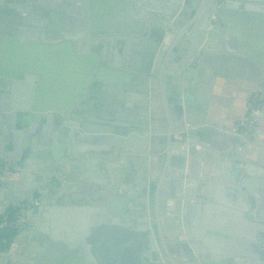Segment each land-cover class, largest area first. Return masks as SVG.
I'll return each instance as SVG.
<instances>
[{"label":"water","instance_id":"95a60500","mask_svg":"<svg viewBox=\"0 0 264 264\" xmlns=\"http://www.w3.org/2000/svg\"><path fill=\"white\" fill-rule=\"evenodd\" d=\"M88 1L91 10L100 8L104 11L103 17H105L106 19L104 20L107 21L103 23L106 25V28L103 27L104 29L94 30L104 32L106 35H109V33H120L127 37L145 33L144 36L147 37L149 50L145 52L141 67L138 68V70L136 69L138 71L137 76L131 79L133 85L139 87L140 92L143 93L144 96L147 94L151 102L153 98H155V92L149 89H152L155 83L159 84L158 81L162 77V75H159L161 68L166 72H170L172 77L177 81L174 85L173 94L175 96V104L173 106L174 118H172L175 120L174 122L176 124L171 120V117H167L168 120H164L163 122L168 124V129L170 131V141H168L170 143L167 142L168 148L171 143L178 142L179 144L174 150L175 163L172 171L180 172V175H183L187 170L189 158L195 154H202V151L206 148L205 145H211L212 141L213 143L216 142V149L225 152V154L222 155L224 156V160H227L228 163H224V165L227 168L228 174L231 173V178L228 176L225 182L230 183V185L241 183L243 187L240 186V188L237 189L238 191H246V193L239 194V201L235 203L237 206L236 208H239L236 212H233L225 205L217 207V210L214 212L216 217L214 220V223H216L215 226L221 233H229L233 226L246 224V229H250L251 240L249 243L254 250H252L253 252L251 255L252 261L257 262V258H264V223L262 222L261 224L259 221L260 219L264 220V218H260L259 216L260 211L264 210V200L262 199L260 201V204L257 205V209L254 208L251 202V191L247 187L249 182L248 180H244L245 176L248 175V171L242 170L236 166L239 162L240 155V152H237V150L242 146L244 138L239 133L227 132L222 127L213 128L211 126H201L195 129L193 127L195 125L193 124L203 120H195L191 112L187 109V96L184 91L187 83L193 79H201L204 76L207 61L211 60L209 51L214 48L213 45L210 46L206 41L213 36L217 37L214 33V30H216L215 25L209 29L211 17H217L215 20L217 22V20H219V14L226 12L228 2H225L223 5V8H225L223 10L212 12L211 8L208 9L209 11L203 15L201 20L199 32H196L199 34V38H195L194 44L191 45L189 42H186L185 47H187V49L185 51L183 50L176 59H173L177 48L173 45L169 53L168 49L173 42L176 41L177 44L180 42H178V39L176 40L174 38L172 33H167L169 27L171 29L176 28L179 22L189 20L191 18V11L195 10H189L188 7L196 9L203 0H117L118 3L114 2V0ZM82 3L83 0H0V21H8L13 31L19 32L17 37L21 40V43H24L19 45L18 54H15L14 45L18 44V42L7 38L8 43L4 53L7 52L10 46L12 48V54L8 56V61H4L3 65H0V88L8 87L11 89L9 92H0V117L3 120V126L6 127L7 124H9L11 129L13 128L15 131L13 133L15 135L14 139L12 136L10 139H7V130L2 132L0 136V159L8 160L18 169L14 175L2 182L8 183L18 180L25 182L23 186L24 190L21 191L18 198L10 203V206H16L23 202H27L28 204L34 201L37 202L35 206H31L27 209L24 214L26 218L30 217L29 221L33 223V227L31 228L35 230V233H32L40 248L37 252L42 256V260H38L36 256L31 258V264H43V259L49 260L53 257L61 261V264H67V262L71 260V263L74 264H90V262L94 264L92 256L87 253L88 257H86L83 251V243L85 242L83 235L77 237V233L75 237L71 235L73 239L70 237L72 226L69 224L67 216L68 214L73 216V211H76L74 214L76 215L79 211L83 212L86 218L91 219L101 215L107 220V217L110 219L111 216H113L109 215L110 213L121 215L122 217L127 213H132L131 210L126 212L121 209L115 210L114 212L112 210L115 209L113 203L109 205L105 203L108 198L119 199V204L122 203L123 206L128 207L126 204H130L134 210L136 209L138 211V215L143 218L134 217L132 215L133 218L131 219L135 220L137 224V227L132 232L126 230L129 227L128 224H122L120 221L114 222L122 231V237L119 243H114L108 238L101 241L100 238L97 239L94 237L95 233L92 232L91 238H87L86 241L89 243H98V249L100 250L99 252H101V255L96 254L98 264H101V260L105 259L106 254H108L107 262H109V255L111 254L112 257L118 259V262L130 260L133 264H176L172 258L174 254H172L169 249L163 252L161 239H163L162 236L165 234H177V242L182 246V251H184L179 254L184 256L187 260L186 263L181 262V264H214L211 259L213 261H218L220 264H229L231 253H229L225 247H216L215 254L213 255H211L212 253L208 250L202 251L201 249L202 246L199 244V241H205L206 238L204 235H201V233L195 231V229H192L190 225V212L194 206L189 203L191 199H194L195 193L194 184L190 180L187 181L186 179L183 190L179 188L173 190L172 186L173 199L171 200V205H169L168 214L160 218L162 224L165 220L168 222L167 224L164 223V225H162L159 217L156 222H149L145 219L148 216L141 211V208L145 206L148 208L149 213H152V204L155 199V194L159 192L156 183L160 181L151 177L154 163L149 153H151V157L154 156L152 154H154L157 149L156 147L158 145L156 146V144L162 139L161 138L157 142V133H160V130L163 129L152 130L153 126H151V128L149 127V124L158 121V118H155L152 113L150 116L149 113L147 114V105H143L141 113L138 115L139 118L143 119V123L142 125L139 124L136 129H128L122 123L120 125L114 123L103 124V126L98 129L92 125L81 126L84 133L93 134L102 132L103 135H106L105 137L98 136L96 138L100 141L102 139L107 140V148L101 146L106 160L111 161L110 159L118 156L117 160L110 162L115 164H107L111 168L109 175H105L99 181L94 182L92 179L87 180V183H83L85 180L79 175H74L73 165H71L72 170H65V164L69 161H65V156L62 153L56 165L50 167L46 162H37L35 160L36 151L34 149L31 148V151H28L30 147L29 144H35L39 136V133H36L35 130V121L42 120L45 127L49 131L53 130L52 132L57 129L67 131L70 126L69 123L65 121L66 111L50 113L49 103H44V101L39 103L34 96L31 97L30 93L28 96L22 93L19 94L17 93V87L21 86V81L24 83L32 82L28 74L35 72L42 74L40 70L45 69V65L41 63L42 66H40L36 58H45L47 52L51 50H49L50 46L47 45L42 47L40 43L49 44L54 40L51 36L52 15H54L56 11L59 12L58 15L64 14L63 9L67 10L69 5L73 6L74 9H78L83 5ZM115 5L116 11H118L117 14L110 12ZM137 5H141L147 12H153L154 15L160 17V20H155L145 11L141 14L137 9ZM60 8H62L61 11L58 10ZM17 13H19L20 16H17ZM125 14L137 17L142 15L141 17L151 23L149 31L143 28L144 24L142 23H139L141 27L138 29L136 28V30L128 28L131 17L129 18V15ZM111 16L115 17L109 20ZM77 25L85 28V23L81 18L78 20ZM114 25H116V27H113ZM88 29L91 33L92 40L98 38L99 35H103L95 34L91 27ZM179 30L181 29L178 28V31ZM83 34L85 33H82L81 36ZM6 36L9 37L12 35L7 32L0 34V50L3 49L6 43V40H4ZM64 38H66L65 34H58V36H55V41ZM71 47V45L66 44L55 45L54 50L61 53L62 58H66V56L69 57L71 54ZM88 48L91 52L89 58L86 59L89 66H82L81 70H78V74L83 77L85 76L86 79L91 76L96 66L94 56L96 51H94L95 47L90 44ZM77 54L80 55L81 53L78 51ZM241 55L242 60L239 59V64L248 67L251 72L250 74H236L234 77H231V79L233 78V80L253 88L264 86V78L259 80L251 74L255 68L263 70L264 58L256 55L252 50L250 52L241 53ZM28 57H31V59ZM170 58H172V60ZM71 60H73V58H71ZM4 66L10 69L6 70ZM73 69L74 68L71 67L72 72ZM171 75H165L163 79L168 78L169 80L171 79ZM159 76L160 79H158ZM219 76L221 75H217L213 72L212 74L209 73V76H206L207 83H212L215 79L219 78ZM155 78H157V82ZM77 79L79 78L74 75L69 76L64 73L59 79L61 82L59 81L57 84L63 89L65 88V85H63L64 82H70L72 86L74 80ZM73 91L75 90L73 89ZM78 95V93L75 94L73 101L76 102L78 100ZM181 104L183 106L182 109ZM263 114L262 112L258 122L263 117ZM52 132H46V134L50 135ZM75 136H77V134H75ZM87 139L89 138L81 136V140L85 141ZM75 146L76 152L81 154V150L77 148V145ZM196 147H200V152L195 150ZM168 152L170 153L169 149ZM230 152L233 156L232 160L228 158ZM70 155L73 157L72 152H70ZM38 156H40V154ZM135 160H138L137 165H135ZM130 162H132L135 167L137 166L138 172L137 183L136 185L134 184L136 188H134V190L132 189V191L122 188L123 185L128 182L125 180L123 170ZM166 172L167 171H164V173ZM6 183L4 184L5 186ZM261 187L264 189V186ZM261 195L264 197V193H261ZM97 206L100 208H94ZM6 210L7 209L4 211ZM254 210L255 212L253 213ZM82 225L90 226L85 220L82 222ZM81 231L86 232L89 231V229H81ZM91 231L94 230L91 229ZM66 243L67 245L74 246V250L69 252ZM204 246L210 248L208 243ZM115 252L119 253L115 254ZM166 256L170 261L164 263L163 260L167 258ZM174 257L180 262L177 256L174 255ZM223 260H226V262H223Z\"/></svg>","mask_w":264,"mask_h":264},{"label":"crops","instance_id":"0c3cea01","mask_svg":"<svg viewBox=\"0 0 264 264\" xmlns=\"http://www.w3.org/2000/svg\"><path fill=\"white\" fill-rule=\"evenodd\" d=\"M114 2H117V0H114ZM225 2H228L226 12L219 14V20L214 24L216 27L214 33L217 37L213 36L206 41L210 46L213 45L214 48L209 51L211 60L207 61L204 76L201 79H193L187 83L184 89L187 96V109L191 112L195 120H203L193 124L196 129L204 125L218 126L220 128L224 127L227 130L236 128L238 122L244 117L247 111V104L250 102L257 87H249L248 85L233 80V78L231 79V77H234L236 74H250L251 72L248 67L239 64V59L242 60L241 53L250 52L252 50L256 55L264 58V0H223V5ZM83 4L84 11H82L85 19L82 18L81 20L84 21L85 28L77 25L78 20L81 18V14L79 11H75L71 5L67 7V10L63 9L64 14L58 15L59 12L56 11V13L52 15L51 36L54 40L49 44L40 43L42 47L47 45L50 46L49 50H51L47 52L45 58H36L40 66H42L41 63L45 65V69L40 70L42 74L39 72L28 74L32 82L24 83L21 81V86H18L19 88L17 87V93H22L26 96L30 93L31 97L34 96L39 103H42V101H44V103H49L50 113H57L58 111L67 112L65 121L69 123L70 126L67 131L57 129L52 132L53 130L49 131L45 127L42 120L35 121V130L36 133H39V136L35 144H29L30 147L28 151H31V148L34 149L36 151L35 160L37 162H46L50 167L55 166L62 154H64L65 161H69L65 164V170H72L71 165H73L74 175H79L85 180L83 183H87V180L93 179L95 182L99 181L105 175H109L111 168L107 164L109 163L112 165L115 163H110L111 161L106 160V156L101 150V146L107 148V140L102 139L100 141L96 139L98 136L105 137L106 135H103L102 132L93 134L84 133L81 126L92 125L98 129L101 128L103 124L114 123L120 125L122 123L128 129H136L139 124L142 125V119L139 118L138 115L141 113L144 104L148 106L146 111L149 113V116L152 113L160 122L167 117L173 118V93L174 85L177 81L172 77L170 72H166L161 68L159 75H162V77L161 79L160 76L158 78L160 79L158 81L159 84L155 83L152 89H149L154 90L155 93L158 92V97L153 98L151 102L147 94L144 96L143 93L140 92L139 87L133 85L131 79L137 76V70L141 67L145 52L149 50L147 37L144 36L145 33L142 35H134L133 37L123 36L120 33H109V35H106L104 32L98 31L106 28V25L103 24L107 22L104 20L106 18L103 17L104 11L100 8L91 10L88 0H83ZM137 6L141 14L145 11L150 17H154L155 20H160V17L154 15L153 12H147L141 5ZM223 7L224 6L221 8L222 10L225 9ZM61 9L62 8L58 10L61 11ZM116 10L115 5L110 12L117 14L118 11ZM16 15L20 16L19 13ZM139 16L140 17L129 15V18H131L129 20L130 23H128L129 27H127L136 30V28L138 29L141 27L139 23H142L144 24L143 28L149 31L151 23L141 17L142 15ZM114 17L115 16L109 17V20ZM11 27L8 21H0V34L7 32L12 35L4 38L6 43L3 49L0 50V65H3L4 61H8V56L12 54V48L10 46L7 52H5L6 56L4 53L8 43L7 38L18 42V44L14 45L15 54H18L19 45L24 44L21 43V40L17 37L19 32L13 31ZM90 27L95 34L103 35H99L98 38L92 40L91 33L88 29ZM113 27H116V25ZM195 28L197 27L193 28L195 31L191 30L189 32L193 37L189 36L188 40L190 45L194 44L195 38H199V34L197 33L200 28ZM82 33L86 35L83 34L81 36ZM58 34H65L66 38L55 41V36H58ZM182 36L183 35L178 37L179 44L175 41L168 49L169 53L173 45L177 48L173 59H176L183 50L185 51L187 49L185 44L188 41L182 39ZM63 44L72 46L69 57L66 56V58H62L61 53L54 50L55 45ZM90 44L95 47L94 51L96 50L94 53L96 66L91 76L86 79L85 76L83 77L78 74V70H81L82 66H89L86 59L91 55L88 48ZM78 51L81 53L80 55L77 54ZM28 58L31 59V57ZM71 58H73V60H71ZM170 59L172 60V58ZM4 67L6 70L10 69L7 68V66ZM71 67L74 68L73 72L71 71ZM212 72L221 76L212 83H207L206 76H209V73L212 74ZM64 73L69 76L74 75L79 79L74 80L72 86L70 82H64L63 85H65V88L62 89L57 82H61L59 79ZM251 74L259 80L261 78L263 79L264 68L263 70L255 68ZM165 75H171V79H163ZM155 80L157 82V78H155ZM73 89L75 91H73ZM1 91L9 92L11 89L3 87L0 88V92ZM76 93L79 95L78 100L75 102L73 100ZM182 104L181 109L183 107ZM162 106H164V111L162 110ZM160 122L151 124V126H153L152 130L160 129ZM6 130L9 135H7V139H10L11 136L14 139L15 135L13 133L15 131L13 128L11 129L9 124H7L6 127L3 126V120L0 117V136L2 132ZM46 132L52 133L47 135ZM161 133H163L162 143L166 142V140L168 142L170 131L165 127V124ZM75 134H77V136H75ZM81 136H85L89 139L85 141L81 140ZM252 138H254L255 143L258 141V144H254V141H252L250 145H252L253 148L249 147L245 149L247 151H244V148L238 149L237 152H240V155L239 162L237 161L238 163L236 166L242 170L248 171V176H245V180L249 182L247 187L251 191V202L254 208L257 209V205L260 204V201L262 199L264 200V197L261 195V193H264V189L261 187L264 186V114L259 120ZM75 145L81 150V154L76 152ZM205 146L206 148L202 151V154H198L195 158L190 160L187 167L188 179L194 184L195 192L194 199H191V202L189 201V204L194 206L190 212V225L192 229H195V231L201 233V235H204L206 238L205 241L200 240L199 244L203 248L204 245L208 243L214 250L216 247H225V249L231 253L229 264H264V258H257V262H253L251 259L254 250L249 243L251 240L250 229H246V224L241 225L242 227L240 225L233 226L229 233H221L215 226L216 223H214L213 220L215 215L214 212L217 210V207L225 205L233 212H236V210L239 209L236 208L237 206L235 204L239 201V194H245L246 191H238L237 188H240V186L243 187L241 183L230 185V183L225 182L228 176L231 178V173L228 174L227 168L224 165V163H228L227 160H224V156L222 155L225 154V152L216 149L217 143H213L212 141L211 145L207 144ZM158 150L157 152H160ZM196 150L200 152L201 149L200 147H196ZM70 152H72L73 157L70 155ZM39 154L40 156H38ZM228 158L232 160L233 156L231 152ZM137 162L138 160H135V165L138 164ZM165 163L166 170H168L170 176L173 177L174 171H172V169L175 163V156L169 154L164 160V164ZM135 165L130 162L123 170L125 180L128 181L122 187L124 190L129 189L132 191V189L134 190V188H136L134 184L136 185L137 183L138 172L137 166L135 167ZM166 176L167 174L161 181H158V184L156 183L159 195H155V210L156 208L159 209L158 205L161 203L170 201L168 198H173L170 183L164 184ZM5 183L6 182L0 181V214L5 212V209L14 207L10 206V203L18 198V195L24 190L23 186L25 182L20 180L14 182L10 181L6 183V186L4 185ZM172 186L173 190L177 189L176 186ZM162 189L164 193H161ZM105 203L106 205L107 203L108 205L113 203L115 210H124L122 203L119 204V199L117 198H108ZM94 208L100 207L97 206ZM73 212L75 214L76 211ZM254 212L255 210L253 213ZM74 214L73 216L70 214L67 216V220L72 226L70 237L71 235L75 237L77 233V237L83 235L86 242L83 243L85 256L88 257L89 254L94 260L93 263L98 264L96 254L101 255L98 249L99 245L98 243H89L86 239L91 238V234L94 232V237L97 239L100 238L101 241L108 238L114 243H119L122 237V231L114 222L120 221L125 225L127 223L126 221L123 222L120 220L118 216H113L110 219L107 217V220H105L101 215L90 219L86 218L83 212L78 211L76 215ZM259 216L260 218H264V210L260 211ZM29 218L24 216L22 221L23 228L19 230L9 252L0 255V264H31L30 259L35 256L38 260H42L41 254L37 252L40 248L34 239V234L32 232L35 233V230L31 228L33 227V223L29 221ZM84 220L88 222L90 226L82 225ZM259 221L261 224L262 222L264 223L262 219ZM160 222L162 224L161 220ZM128 226L126 230L132 232L137 227V224H129ZM81 229H89V231L85 232L81 231ZM91 229L94 231H91ZM66 247L69 252L75 248L72 245H67V243ZM167 248L172 249L173 246H168ZM203 249L206 248L204 247ZM117 253L119 252H115V254ZM107 255L108 254H106L105 259L101 260V264H133L130 260L118 262V259L112 257L111 254L109 255V262H107ZM68 262L69 264H74L71 263L72 260ZM216 262L218 261H212L214 264H220ZM223 262H226V260H223ZM43 264H61V261L53 257L49 260L43 259Z\"/></svg>","mask_w":264,"mask_h":264},{"label":"flooded vegetation","instance_id":"af4514ba","mask_svg":"<svg viewBox=\"0 0 264 264\" xmlns=\"http://www.w3.org/2000/svg\"><path fill=\"white\" fill-rule=\"evenodd\" d=\"M247 1H249V0H247ZM83 4V3H82ZM83 6H84V4L83 5H81L80 6V8H78V9H75V11H79L80 12V17H81V19L82 18H84L83 17V11H84V8H83ZM222 6H223V0H203L202 2H201V4H199V6L196 8V9H194V8H192V7H188V9L189 10H195V11H191V15H190V19L189 20H187V21H182V22H179L178 24H177V26H176V28H170L169 27V29H168V31H167V33L168 34H170V33H172V35L174 36V38L177 40L178 39V37L179 36H181V35H183L182 36V39H184V40H186V41H188L189 42V36L191 37V33H189L191 30H194L193 28L194 27H197V28H199L200 27V24H201V20H202V18H203V15L204 14H206L209 10V8H211V11L212 12H215L216 10H221V8H222ZM74 8V7H73ZM83 10V11H82ZM193 12V13H192ZM213 15V14H212ZM154 18V17H153ZM216 18L217 17H214V16H212L211 17V24H210V26H209V29H211V27L215 24V20H216ZM219 18V17H218ZM85 19V18H84ZM178 28L179 29H181V30H179L178 31ZM93 38V37H92ZM259 89V87L254 91V93H253V95L255 94V92L257 91ZM158 97V92H156L155 93V98H157ZM148 99H149V96H148ZM173 99H174V104H175V96H174V94H173ZM251 101V100H250ZM249 106H250V102L247 104V111H246V113H245V115H244V117L238 122V124L236 125V128L238 127V125H239V123L241 122V121H243V119L248 115V111H249ZM262 112H263V106H264V103H262ZM162 110H164V106H162ZM148 114V113H147ZM174 118V117H173ZM259 119V118H258ZM258 119H257V121H256V124H255V126L254 127H252L251 128V132L248 134V133H245V131L244 130H239V129H237V133H239L243 138H244V142H243V144H242V146H240L239 147V149H242V148H244V151H247V150H245V149H247V148H249V147H252L253 148V146L252 145H250L251 143H252V141H254V144H258V141H256V143H255V140H254V138H252L253 137V133H254V131H255V129H256V126H257V124H258ZM164 120H168L167 118H165V119H162L161 120V122H160V120L158 119V121H156L157 123H159L160 122V125L162 126H160V129L161 128H164V124H165V127L168 129V124L167 123H163L164 122ZM171 120H173L172 118H171ZM149 121V120H148ZM175 120H173V122H174ZM142 123H143V119H142V121H141ZM155 122V121H154ZM153 122V123H154ZM168 122V121H167ZM174 124H176L175 122H174ZM205 126V125H204ZM149 127H151V124H149ZM211 127H213V128H217L218 126H211ZM195 128V127H194ZM220 128V127H219ZM224 128V127H223ZM235 128V129H236ZM196 129V128H195ZM226 129V128H225ZM163 130V129H162ZM162 130H160V133H157V142L161 139V138H163V133H161V131ZM176 131V130H175ZM176 134H177V131H176ZM170 141V140H169ZM168 143H170V142H168ZM247 143V144H246ZM158 145V146H157ZM179 144H178V142L177 143H171L170 144V146H169V148H168V146H167V140H166V142H164V143H162V139H161V141H159L157 144H156V150H155V152H154V154H152V155H154V156H152L151 157V153H149V156H150V158H151V160H153V163H154V166H153V169H152V173H151V177H153V179H156V180H162L163 179V177L167 174V176H166V181L164 182V184H167V183H170V185H171V187H172V185H174V186H176V188L178 189H182L183 190V188H184V183H185V181H186V179H187V181L189 180L188 179V168H187V170H186V172L183 174V175H180V172H174V176L173 177H171L170 176V174H169V172H168V170H166V167H165V165H166V163L164 164V160H165V158L169 155V154H171L172 156H174V150H175V148H176V146H178ZM161 146V147H160ZM255 148V147H254ZM158 149H160V150H158ZM168 149H169V151H170V153L168 152ZM157 150L158 151H160V152H157ZM196 150V149H195ZM197 151V150H196ZM242 153V152H241ZM198 155V154H197ZM196 154L195 155H193V156H191L190 158H189V161H188V164H187V167H188V165H189V163H190V160H192L193 158H195L196 156H197ZM118 156H115L113 159H110L111 160V162H113V161H115V160H117L118 158H117ZM165 169V170H164ZM164 171H167L166 173H164ZM248 176V175H247ZM150 180V179H149ZM149 180H148V182H149ZM245 180V179H244ZM158 184V183H157ZM161 193H164V190L162 189V192ZM156 195V194H155ZM170 201H167V202H163V203H161L160 205H158V208L159 209H157L156 208V210H155V199H154V202H153V204H152V207H153V211H152V213H149V211H148V208L147 207H145V206H142V212H144L145 214H147V218H145V219H147L149 222L150 221H154V222H156V220H157V218L159 217V219L160 218H162L163 216L165 217L166 216V214H168V208H169V205H171V203H172V199L173 198H168ZM126 205H128V207L127 206H123V209H124V211H126V212H129V210H131L132 211V213L131 214H125L124 215V217H122L121 215H115V214H109V215H113V216H118L119 217V219L120 220H122L123 222H125L126 221V223L129 225H136V222H135V220H132L131 218H133V216L135 217H140V215H138V211L135 209L134 210V208L130 205V204H126ZM111 210V209H110ZM114 212H115V209H112ZM113 211H112V213H113ZM111 212V211H110ZM140 214H142V213H140ZM133 215V216H132ZM113 216H111V217H113ZM140 218H143L142 216L140 217ZM215 215H214V220H215ZM161 220V219H160ZM214 220H213V222H214ZM166 221V220H165ZM165 221H163V225H164V223H168L167 221L165 222ZM163 237V239H161V245H162V248H163V252H166V250L168 249L167 247L168 246H173V248L172 249H169L171 252H172V254H174L175 256H177L178 258H179V260H180V262H178L177 260H176V258L174 257V255L172 256V254H171V256H172V258H173V260L175 261V263L176 264H181V262H183V263H186V258L184 257V256H182L181 254H179V253H181V252H184V251H182V246H180L179 245V243L177 242V234L175 235V234H172L171 236L168 234H165L164 236H162ZM166 245H168V246H166ZM206 248V249H203V248ZM203 248L201 247V249H202V251H204V250H208L209 252H211L212 254L211 255H213V254H215V250L214 249H212L211 247L209 248L208 246H204ZM209 248V249H208ZM167 257V256H166ZM170 260H169V258L167 257V258H165V260H163V262L165 263V262H169ZM211 261H213L212 259H211Z\"/></svg>","mask_w":264,"mask_h":264},{"label":"built area","instance_id":"2783aa9c","mask_svg":"<svg viewBox=\"0 0 264 264\" xmlns=\"http://www.w3.org/2000/svg\"><path fill=\"white\" fill-rule=\"evenodd\" d=\"M262 103H264V86H260L259 89L252 96L249 106L248 115L241 121L238 127L234 130H244L245 133H250L251 128L255 126L257 119L262 115ZM18 171L17 167L9 162L6 159H0V181H4L7 178H10ZM37 202H32L28 204L27 202L20 203L13 208L18 209V219L17 220H9L3 218L0 223V231L9 228H16L18 231L23 228V218L27 209L31 206H35ZM8 253V252H7ZM7 253L0 252V255H4Z\"/></svg>","mask_w":264,"mask_h":264},{"label":"trees","instance_id":"16d2710c","mask_svg":"<svg viewBox=\"0 0 264 264\" xmlns=\"http://www.w3.org/2000/svg\"><path fill=\"white\" fill-rule=\"evenodd\" d=\"M3 218L9 220H17L18 219V209L17 208H9L5 212L0 214V223ZM18 230L16 228H9L0 231V252L7 253L11 249L14 240L17 237Z\"/></svg>","mask_w":264,"mask_h":264},{"label":"bare ground","instance_id":"6f19581e","mask_svg":"<svg viewBox=\"0 0 264 264\" xmlns=\"http://www.w3.org/2000/svg\"><path fill=\"white\" fill-rule=\"evenodd\" d=\"M194 127V126H193ZM225 129V128H224ZM227 132H230V133H235L236 131H234L235 130V128H233V129H230V130H227V129H225Z\"/></svg>","mask_w":264,"mask_h":264}]
</instances>
